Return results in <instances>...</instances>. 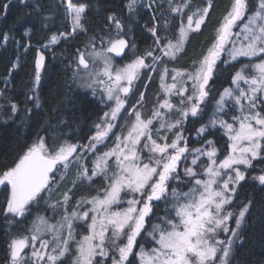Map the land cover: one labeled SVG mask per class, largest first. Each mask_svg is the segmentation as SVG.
Segmentation results:
<instances>
[{
  "label": "snow or ice",
  "instance_id": "obj_1",
  "mask_svg": "<svg viewBox=\"0 0 264 264\" xmlns=\"http://www.w3.org/2000/svg\"><path fill=\"white\" fill-rule=\"evenodd\" d=\"M20 3L27 6V0ZM32 5L36 13L44 7L40 0ZM60 6L67 26L36 48L31 94L25 97L33 108H26L25 118L44 106L39 89L45 50L55 55L53 46L81 35L86 41L68 64L72 82L90 89L103 108L76 143L67 133L57 135L65 125L61 119L45 127L51 137L37 133L0 169L3 264H64L69 257L70 264H242L237 252L244 247L253 200L236 201L254 162L264 163V0H229L206 46L180 68L169 64L203 32L214 0L195 7L192 0H125L129 24L146 17L142 27L151 42L143 52L115 12L94 25L86 0H60ZM24 36L31 40L30 31ZM8 41L0 33V44ZM20 67L13 63L9 72ZM157 76L149 110L148 90ZM221 76L230 77V84L219 90ZM209 102L211 116L192 140L186 124L202 119ZM10 110L18 115V104L10 101ZM101 178L95 194L72 203L78 190ZM252 179L264 188V169ZM41 202L51 217L37 211L26 228L17 227ZM78 226L85 232L77 233Z\"/></svg>",
  "mask_w": 264,
  "mask_h": 264
},
{
  "label": "trees",
  "instance_id": "obj_2",
  "mask_svg": "<svg viewBox=\"0 0 264 264\" xmlns=\"http://www.w3.org/2000/svg\"><path fill=\"white\" fill-rule=\"evenodd\" d=\"M77 2H84V0H77ZM86 2L92 6L88 18L94 25L105 20L109 12H115L124 18L126 30L131 29L128 36L131 35V39L133 37L132 41L137 44L141 52L151 42L142 27L146 17L128 23L127 13L123 9L125 0H86ZM202 2L203 0H192L193 7L199 6ZM214 2L215 8L203 32L192 36L186 46V53L182 54L174 64L170 63L169 67H188L191 60L206 46V41L211 37L215 22L225 11L229 0H214ZM40 3L44 7L40 13H36L33 11L32 0H27V6L21 4L20 0H0V15L4 12L3 5H9L4 17L0 18V33H6L9 36L6 45L0 44V169L10 165L18 155L22 154L37 133L51 137V131H45V127L55 126L61 119L66 126L61 125L57 129V135L61 132L67 133L71 136V142L76 143L79 137L88 133L93 121L97 119L103 108L98 98L93 97L90 90L79 86V80L72 82L73 70L68 67V64L71 54L77 47H83V43L86 41V37L81 35L76 41L53 46L55 55H53V51H46V67L42 69L39 89L44 106L40 109H33L35 114L30 120L25 118L26 108H33L32 102L26 101L25 97L31 94L29 88L34 75L36 48L46 44L50 35L64 31L67 26L60 0H40ZM22 17L23 19H21ZM25 31H30V41L28 37L24 36ZM88 35H92V33L89 32ZM29 42L31 47L26 50L25 45ZM19 56L22 60L19 59ZM241 59L245 60L246 58ZM18 60H21V67L10 73L9 69L12 64L17 63ZM121 61L117 59V62ZM154 83L153 90H156V82L154 81ZM229 84L230 77L225 80L221 76L216 87L222 90V87H227ZM138 88L140 91L144 89L143 81L139 83ZM53 91H55V97L52 96ZM152 92L150 89L148 90L149 102ZM49 100H51V105L47 103ZM10 101L18 104V115L11 113ZM134 101L135 97L131 102ZM211 105L212 103L209 102L206 112ZM53 106L57 108L56 112L52 111ZM204 122L203 118L195 121L190 118L186 124L189 131L185 134L194 140L195 129ZM72 133L75 135H71ZM219 136L220 133H216V137ZM216 137L207 136L205 138L214 139ZM82 142H86V139ZM220 144H223V140L220 141ZM190 146L193 147L195 144H190ZM262 169H264V163L254 162V168L249 170L248 179L240 188L236 201L239 204L241 200L245 202L249 198L253 200L252 211L248 216L244 247L237 252L242 264H264V188H261L258 182L252 179L253 176L260 174ZM101 185L102 178L97 179L91 188L84 187L82 190H78L73 202L85 193L95 194V189ZM37 211H40L41 214L46 213L43 202L39 209L33 208L32 215L28 216L23 225L17 227L26 228L25 225L29 224ZM4 223L3 217H0V264H3L5 255ZM13 230L15 231V229ZM70 259L71 257L65 260L64 264H70Z\"/></svg>",
  "mask_w": 264,
  "mask_h": 264
},
{
  "label": "rangeland",
  "instance_id": "obj_3",
  "mask_svg": "<svg viewBox=\"0 0 264 264\" xmlns=\"http://www.w3.org/2000/svg\"><path fill=\"white\" fill-rule=\"evenodd\" d=\"M137 21H139V18L137 19ZM129 37L131 38V35H129ZM132 39H133V37H132ZM26 49V48H25ZM25 49L23 50V52L25 51ZM23 55V54H22ZM19 59H21L22 60V58H20V56H19ZM21 60H18V64H21L20 62H21ZM117 62V61H116ZM118 64H123L124 63V61L122 60L120 63L119 62H117ZM81 75H83V73H81ZM154 81L156 82V90H153V88H154ZM140 83V82H139ZM152 87L151 88H149L150 90H151V92H152V97L150 98V102H149V104H147L146 105V107L150 110L151 109V102H152V100L154 99V97H155V93L158 91V89H159V81H158V76L156 77V79H154L153 81H152ZM139 85V84H138ZM86 88V87H85ZM86 90H90V89H88V88H86ZM144 90V89H143ZM142 90V91H143ZM91 91V90H90ZM174 100H175V98H174ZM135 102V101H134ZM133 102V103H134ZM175 102H178V101H175ZM211 113H212V105H211V107L207 110V112L205 111V113H204V115H203V120H205V122L204 123H207V121L209 120V118H210V116H211ZM120 123L121 124H123L124 123V121L123 120H121L120 121ZM114 131H116V132H119L120 131V129L119 128H117V129H115ZM112 139L114 140L115 139V137L113 136L112 137ZM193 139H195V135H194V138ZM108 144H109V146H111V141H109L108 142ZM196 146H199V145H197V144H195V146H193V147H196ZM101 151H103V149H101ZM91 164V160H89V165ZM181 172H182V168H181ZM75 174V169H73V172H72V174H70V176H69V181L71 180V177L73 176ZM58 178V177H57ZM69 181H65L61 186H60V189H59V191L60 192H63L65 189H66V187L68 186V183H69ZM184 190L185 191H187V187H185L184 188ZM72 203L73 204H75V201L73 202L72 201ZM69 211H71V208H69ZM42 215H46V216H49V217H51V215H52V213H51V210H48V211H46V213L44 212ZM35 216H33V218H34ZM32 218V219H33ZM32 219H31V221H32ZM56 219H58V217L56 218ZM30 221V222H31ZM29 222V223H30ZM51 222H55V220H52ZM233 224H234V222H233ZM28 226V224L27 225H25V227H27ZM146 227H150V224L149 225H146ZM83 232H85V229L84 228H82V227H80V226H78L77 227V233H83ZM77 238H79V237H77ZM147 247H149V248H151L152 247V245L151 244H149V245H147ZM71 260V259H70Z\"/></svg>",
  "mask_w": 264,
  "mask_h": 264
},
{
  "label": "water",
  "instance_id": "obj_4",
  "mask_svg": "<svg viewBox=\"0 0 264 264\" xmlns=\"http://www.w3.org/2000/svg\"><path fill=\"white\" fill-rule=\"evenodd\" d=\"M10 1H12V0H10ZM5 9H4V12L0 15V18H3L4 17V15H5Z\"/></svg>",
  "mask_w": 264,
  "mask_h": 264
},
{
  "label": "flooded vegetation",
  "instance_id": "obj_5",
  "mask_svg": "<svg viewBox=\"0 0 264 264\" xmlns=\"http://www.w3.org/2000/svg\"><path fill=\"white\" fill-rule=\"evenodd\" d=\"M46 51H47V50H45V56H46Z\"/></svg>",
  "mask_w": 264,
  "mask_h": 264
}]
</instances>
